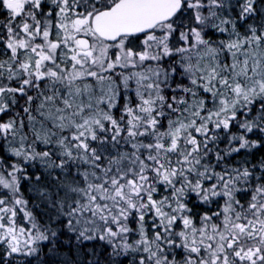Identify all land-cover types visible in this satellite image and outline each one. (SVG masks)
<instances>
[{"label": "snow or ice", "instance_id": "6c2138e0", "mask_svg": "<svg viewBox=\"0 0 264 264\" xmlns=\"http://www.w3.org/2000/svg\"><path fill=\"white\" fill-rule=\"evenodd\" d=\"M0 264H264V0H0Z\"/></svg>", "mask_w": 264, "mask_h": 264}]
</instances>
